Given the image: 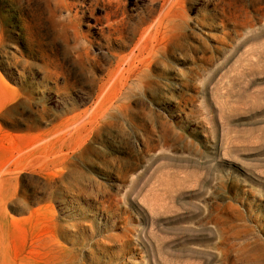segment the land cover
Instances as JSON below:
<instances>
[{
    "label": "rangeland",
    "instance_id": "374dc122",
    "mask_svg": "<svg viewBox=\"0 0 264 264\" xmlns=\"http://www.w3.org/2000/svg\"><path fill=\"white\" fill-rule=\"evenodd\" d=\"M0 264H264V0H0Z\"/></svg>",
    "mask_w": 264,
    "mask_h": 264
}]
</instances>
